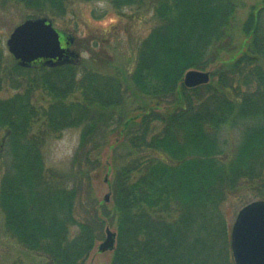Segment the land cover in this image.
Masks as SVG:
<instances>
[{
	"label": "trees",
	"instance_id": "trees-1",
	"mask_svg": "<svg viewBox=\"0 0 264 264\" xmlns=\"http://www.w3.org/2000/svg\"><path fill=\"white\" fill-rule=\"evenodd\" d=\"M2 1L24 3L40 16L63 15L61 0ZM111 3L151 4L157 21L138 46L130 74L150 106L138 121L121 126L132 152L121 157L112 186L118 215L112 264H235L225 205L232 197L242 207L264 200V4L241 26L245 41L233 54L241 0ZM189 70H210V82L186 87ZM5 87L16 93L2 98ZM37 88L53 99L43 114L49 134L81 128L72 159L80 173L72 187L59 188L45 167L43 136L31 135L39 116L32 104ZM76 90L82 99L67 102ZM123 104L117 77L76 64L14 63L6 73L0 58V131L11 158L0 182V207L8 232L50 264H85L111 223L107 204L85 205L84 185L86 170L99 164L102 133L115 125V109ZM232 128L243 135L228 158L222 132ZM257 182L263 185L258 192H242Z\"/></svg>",
	"mask_w": 264,
	"mask_h": 264
},
{
	"label": "rangeland",
	"instance_id": "rangeland-1",
	"mask_svg": "<svg viewBox=\"0 0 264 264\" xmlns=\"http://www.w3.org/2000/svg\"><path fill=\"white\" fill-rule=\"evenodd\" d=\"M241 1L242 3L236 11L235 25L237 29L234 36L233 54L239 52L245 41V36L240 31L241 26L247 21L253 8H260L264 4V0ZM146 5L143 7L135 5L119 7L114 6L111 0H61L62 16H54L52 13L40 16L37 10L29 8L24 3L0 0V58L3 62L4 72L10 73L13 64L16 63L7 47V40L11 33L28 19L45 17L53 22L54 27L60 33L63 47H67L69 39H74L69 47L77 55L74 64L79 69L89 68L105 75L117 77L123 86L124 104L115 109L112 121L115 125L106 129L105 132L103 131L102 134L106 141L95 151L99 164L95 169L89 167L86 170L89 173V180H86L84 185L85 205H94L97 208L100 203H105L112 214L109 221L111 225H107L104 235L95 243L85 264H112L114 259L118 215L115 213L112 186L117 169L124 165L121 157L127 152H132L126 143L125 134L121 132V126L134 120L138 121L143 115L144 107L150 106L149 100L142 97L136 90L130 77L136 66L137 48L157 22L155 7L151 4ZM44 10L52 11L47 8ZM53 10L56 12V9ZM229 56L224 55V59H228ZM41 64L39 62L34 67ZM15 93L14 88L5 87L2 98L8 99ZM81 99V92L76 90L70 95L67 102H76ZM52 102L53 99L48 92L36 89L32 97V104L39 116L34 121L31 135L43 136L40 138L43 139L41 152L45 167L59 188L72 187L74 176H78L80 173L78 168H74L72 159L79 147L81 128H69L59 135L49 134L43 114ZM242 135V130L238 128L225 129L222 132L228 158L233 157L242 140ZM4 137L5 131L2 130L0 131V182L11 159L3 145ZM257 183L252 187L246 186L242 192L252 194L255 190L262 189L264 184ZM107 195H110L108 203L105 201ZM242 208L238 197H232L231 201L225 205V215L230 223V234ZM232 259L234 261L233 254ZM0 264H50L45 255L30 251L12 233L8 232L5 214L1 207Z\"/></svg>",
	"mask_w": 264,
	"mask_h": 264
},
{
	"label": "water",
	"instance_id": "water-1",
	"mask_svg": "<svg viewBox=\"0 0 264 264\" xmlns=\"http://www.w3.org/2000/svg\"><path fill=\"white\" fill-rule=\"evenodd\" d=\"M7 47L17 64L24 68L39 60L54 67L73 63L77 58L62 46L59 32L45 17L28 19L18 25L7 40ZM210 79L209 71L189 70L184 85L196 88L208 84ZM105 201H110V195ZM231 247L235 264H264V200L251 202L239 211L231 231Z\"/></svg>",
	"mask_w": 264,
	"mask_h": 264
},
{
	"label": "flooded vegetation",
	"instance_id": "flooded-vegetation-1",
	"mask_svg": "<svg viewBox=\"0 0 264 264\" xmlns=\"http://www.w3.org/2000/svg\"><path fill=\"white\" fill-rule=\"evenodd\" d=\"M73 42H74V39L73 38L69 39L68 42H67V46H69V44H71ZM68 48H69V50H71L70 47H68Z\"/></svg>",
	"mask_w": 264,
	"mask_h": 264
}]
</instances>
